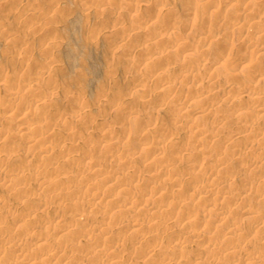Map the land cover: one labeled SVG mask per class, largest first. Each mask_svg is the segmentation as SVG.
Wrapping results in <instances>:
<instances>
[{"label": "rangeland", "instance_id": "374dc122", "mask_svg": "<svg viewBox=\"0 0 264 264\" xmlns=\"http://www.w3.org/2000/svg\"><path fill=\"white\" fill-rule=\"evenodd\" d=\"M204 1H209V7L214 10V5H219L220 15L202 9L203 0H0V69L9 74L6 80L0 79V98L9 99L19 91L16 105L20 103L30 108L21 122L31 128L29 136H43L47 145L64 141L52 159L40 156L42 139L30 146L25 143L28 147L24 156L17 149L26 137H14L19 118L7 116L0 122V137H3L0 160L7 162L5 169L0 165L3 179L0 178V229L4 228L0 230L3 234L0 236L9 239L0 244L3 251L1 264H21L20 254L38 256L40 251L35 248L40 239L38 227L46 225L52 218L60 219L55 222L54 230L64 229L66 233L57 235L50 231L43 235V244L80 255L84 258L80 264H110L109 259L114 254L123 257V264H164L168 259L169 264L172 259L178 261L177 264H194V258L199 255L211 264H230L228 248L234 246L243 248L244 252L252 251L251 255L264 264V224L257 229V219L253 216L255 212L264 214V205L255 202L264 191V172L245 170L251 163L264 162L261 123L264 117L253 115L256 112L249 113V109L259 104L261 100L258 99L264 96V78H256L252 83V95L245 98L239 99L233 89L227 97L214 92L216 87L251 82L248 68L231 70L226 64H215L218 61H215L214 51L220 46L217 42L232 43L235 48L248 42L254 53L258 51L252 56L253 63H259L264 70V33L241 35L233 31L230 23L232 15L248 13L252 16L247 25L250 30L264 29V0ZM133 4L138 8L131 9ZM193 11L199 14L197 22L187 32L183 31L181 25ZM207 25H211L216 33L208 37L203 34ZM198 36L203 39L196 42ZM170 41L174 43L168 48L166 45ZM182 41H193L195 49L184 51ZM202 51L209 53L202 55ZM240 55L248 56L249 52L241 50ZM135 59H142L145 64L133 69ZM155 64H158L157 70L152 75L150 71ZM232 73L236 75L230 78ZM137 77L138 81L135 80ZM159 82L174 92L160 94ZM102 91L107 95H100ZM78 96L81 102L75 101ZM192 97L190 103L188 99ZM36 99L42 102L33 106ZM197 106L204 111L202 116L194 114L193 108ZM221 115L224 118L222 127L210 126L213 118ZM251 119L259 120L258 124H261L257 135L230 139L236 136L237 128L241 129ZM140 126H148V142H164L160 161L148 158L144 151L135 150ZM114 130L125 132L127 137L112 135ZM196 131H202L204 138L195 141ZM113 145L119 149V154L106 152V148ZM86 153L95 161L112 164L118 172L113 175L126 183L137 171L149 176L160 169L183 179L202 173L195 193L178 187L183 189L180 193L182 190L178 191L163 179L167 176L145 182L150 185L127 188L137 197L146 198L150 196L152 185L162 188L163 195L153 203L163 212L171 201L180 203L192 217L207 215L214 218L217 212L223 211L227 222L234 224L235 230L246 237L224 235L221 226L200 229L197 225L185 224L178 217L173 221L172 229L166 230L168 233L162 228L152 232L150 224L157 220V211L140 204L123 209V187L114 190L116 186H108L106 181L109 179L105 178L112 173L106 172L102 176L103 172L85 165L82 157ZM118 162L126 165L118 167ZM199 164L204 168L219 166L220 172L208 179V175L198 168ZM15 170L23 171V178L14 180ZM230 178L236 182L230 183ZM37 180L43 183L47 180L46 189L37 192ZM3 183L8 186L5 184L4 187ZM94 184L101 188L98 190L103 200L89 206ZM25 188L37 192L36 197H31L30 190L27 192ZM197 193L203 198L198 200V195L193 196ZM79 213L82 216L74 219ZM134 222L141 223V227L134 229L131 226ZM88 225L93 244L83 236L84 231L89 230ZM148 235L154 236L153 239ZM167 236L178 243L173 247L168 245ZM204 237L219 244L206 248L200 241ZM155 242L159 245L156 254L144 256L142 249L154 247ZM12 244H17L14 245L17 249H13ZM93 248H96L94 254Z\"/></svg>", "mask_w": 264, "mask_h": 264}, {"label": "bare ground", "instance_id": "6f19581e", "mask_svg": "<svg viewBox=\"0 0 264 264\" xmlns=\"http://www.w3.org/2000/svg\"><path fill=\"white\" fill-rule=\"evenodd\" d=\"M242 1H247V0H242ZM6 3H4V5H5ZM211 5V3L209 2V1H204L203 0V2H202V9H204L205 11H207V10H211L212 12H216V14L219 16L220 15V11H221V8L219 7V5H217V4H215L214 5V8H215V10L213 9V8H211V7H209ZM197 7V6H196ZM130 8L131 9H136V8H138V6L136 5V4H133V5H130ZM196 9V8H195ZM195 11V10H194ZM190 12V14H189V19L187 20V22H185V23H183L182 25H181V29L183 30V31H186L187 32V30L192 26L193 27V25L194 24H196V22H197V16L199 15L197 12ZM198 11V10H197ZM263 14V13H262ZM206 17V16H205ZM207 20V19H206ZM230 20H231V28L233 29V31H236L238 34H241V35H246L247 33L248 34H258V33H260V32H262V33H264V29H261V30H259V31H255V30H250V28L247 26L248 25V23L250 22V21H252V16L250 15V14H248V13H237V14H235L234 16L232 15V17L230 18ZM204 23V22H203ZM203 23H201V25L203 24ZM210 24V23H209ZM214 25V24H213ZM199 26V25H198ZM201 27V26H200ZM202 27H201V34H202ZM229 29V28H228ZM190 30V29H189ZM203 31H205V32H203V34H206L207 35V37L208 36H210L212 33H214L216 30H214L213 29V27H211V25H207V26H205V28L203 29ZM216 33V32H215ZM199 35H200V33H199ZM203 39V37L202 36H198L197 37V39L195 40L196 42H199V41H201ZM208 39V38H207ZM230 39H231V37H230ZM209 41H210V37H209ZM174 42H168L167 43V45H166V47H168V48H171L172 47V44H173ZM176 44V43H175ZM217 44H220V46H218L216 49H215V51H214V56H215V61H218L217 63L215 62V64L217 65V64H226L227 66H228V68L229 69H231V70H236V69H240V68H243V67H245V68H248V70L250 71L249 73H248V76L251 78V82L250 83H247V84H230V86H228V87H226V88H221V87H216L215 89V93L217 94V95H219V96H223V97H227L228 95H229V93H230V89H233V91L235 92V95H238V98L239 99H241V98H245V97H248L251 93H252V89H253V85H252V83H254V82H256V78L257 79H261V77H263L264 78V70H262L261 69V67H260V65H259V63L258 64H256V62L255 63H253V59H252V56L253 55H255V54H257V52L258 51H256L255 53H254V51L252 50L253 48H252V45H250V44H248V42H242V45H240V47L239 48H241V50H243V51H247V52H249V55L248 56H241L240 55V51L241 50H239V48H235V46L232 44V43H230V44H224V42L222 43L221 41L220 42H217ZM181 46H183L184 48H185V50L184 51H186V52H190V51H192V50H194L195 49V45H194V43H193V41L191 42V41H182V45ZM252 48V49H251ZM238 49V50H237ZM261 50V49H260ZM183 51V52H184ZM203 52V51H202ZM207 53H209L208 51L207 52H203V54L202 55H206ZM162 58V57H161ZM165 59H166V56H165V58H162L161 60H162V63H163V61H165ZM143 64H145V61H143L142 59H135V60H133V62H132V68L133 69H138L140 66H142ZM214 65V64H213ZM24 66V65H23ZM157 66H158V64L156 65H153L152 66V71H150V74L152 73V75L155 73V69L157 70ZM195 68H196V66H195ZM194 70H196V69H194ZM194 70H190V72H194ZM44 71V70H43ZM42 75H44L45 74V72H42L41 73ZM235 75L236 74H229V76H230V78H233V77H235ZM9 77V74L6 72V71H4V70H1L0 69V79H5L6 80V78H8ZM156 79H158V78H156ZM135 80L136 81H138L139 79H138V77L137 78H135ZM160 80V79H159ZM161 80H162V77H161ZM161 82V81H160ZM159 82V83H160ZM167 83V82H166ZM168 84V83H167ZM219 86V85H218ZM224 87V86H223ZM158 90H160L161 92H160V94H170V93H172V91H170L171 89H170V87H167L166 86V84L165 83H160V84H158ZM254 90V89H253ZM21 91V90H20ZM170 91V92H169ZM213 91V90H212ZM174 92V91H173ZM18 93H19V91H18ZM18 93H16L15 92V94L16 95H14V96H12L11 98H9V99H6V98H3V99H1L0 100V110L2 111V112H0V122L3 120H5V119H7V116L8 117H11L12 115H14L15 117H18L19 119V124L17 125V133L14 135V137H19V136H24V137H26L25 138V142L21 145V147L20 148H18L17 149V151L18 152H20V154L21 155H24V156H26L27 155V153H25V149H27V147H26V144L27 145H34L35 143H37L40 139H42V137H40V138H38L37 136L36 137H30L29 135L31 134V128L27 125V124H25V123H21L22 121H23V115H25V113H28L29 111H30V108L29 107H23V106H21V104L19 103V104H17L16 105V103H17V101H19V96H17V94ZM100 95H102L103 97L104 96H106L107 95V92L106 91H102L101 93H100ZM215 95V94H214ZM213 95V96H214ZM252 95V94H251ZM210 97V96H209ZM208 98V97H207ZM189 100V102L191 103V100H193V97H192V99L190 98V99H188ZM258 100H261L260 101V103L259 104H257L254 108L253 107H251L250 109H249V107H247V109H249L250 111H249V113L251 114V112H256L255 114H253V115H255V116H261V117H264V96H262V97H260V99H258ZM75 101H77V102H81L82 101V99H81V97L80 96H78V97H76V99H75ZM256 101V100H255ZM42 101H41V99H36V100H34V104H33V106L35 105V106H37L39 103H41ZM258 102V101H257ZM256 103V102H255ZM192 105V104H191ZM194 105V104H193ZM20 110V111H18V110ZM246 109V110H247ZM193 110H195L194 111V114L196 115V116H202L203 115V113H204V111L202 110V109H200V107H194L193 108ZM22 111V112H21ZM18 114H21L22 116H18ZM249 114V115H250ZM74 117H75V114H74ZM73 117V118H74ZM77 117V116H76ZM213 123H212V125H210V126H214V128H216V129H219V128H221L222 127V125H223V123H224V118H223V116L221 115L219 118H213ZM259 121V120H258ZM258 121H256V120H254V119H251V120H249L248 122H247V124L246 125H243V127L241 128V129H236V132H235V135L236 136H234V137H232V138H230V139H245V138H247L248 136H254L255 134H256V132L258 131V129L260 128V123L258 124ZM261 123H263V128H264V118L262 119V122ZM140 129H139V131L137 132V138H136V142H135V150L136 151H138V152H142V151H144L145 153H146V155L148 156V158H155V159H157V160H159L160 161V159H161V157L163 156V154H164V151H163V146H164V142H162V141H157V142H148L147 141V129H148V126L147 127H139ZM34 131V130H33ZM115 131V130H114ZM112 132L111 134L112 135H118V136H122V137H124L125 135H126V133L125 132H121V131H118V132ZM33 133V132H32ZM203 132L202 131H196L195 132V134H194V138L196 139L195 141H197V140H200V139H202V138H204V136H203ZM257 135V134H256ZM2 136V135H1ZM5 137V136H4ZM125 137H127V136H125ZM206 137H208V136H206ZM8 138V137H7ZM9 138H10V136H9ZM1 139H3V137H0V140ZM6 140H8L9 141V139H6ZM42 141V142H41ZM1 142H2V140H1ZM20 142V141H19ZM40 144L41 145H43V148H41L40 149V156H45V157H47L48 159H52V158H54L53 156L55 155V153L57 152V151H60L61 150V144H62V142H64V141H55L52 145H47V143H45V139H42V140H40ZM26 143V144H25ZM224 143V142H223ZM50 144V143H49ZM20 146V145H19ZM221 147V146H220ZM97 148V147H96ZM114 149V150H112V149ZM111 148H106V152L108 151V152H110V153H112V152H114L115 154H119L118 152H120L119 151V149L117 150V148H116V146L115 145H113ZM60 149V150H59ZM241 152H242V154H243V152L245 151V149L243 148V149H241L240 150ZM68 155V154H67ZM84 155V154H83ZM56 156V155H55ZM68 156H70V155H68ZM62 157V156H61ZM66 157V156H65ZM64 157V158H65ZM70 157H72V156H70ZM82 157V156H81ZM21 158V157H20ZM58 158H59V156H58ZM47 159V160H48ZM68 159V158H67ZM55 160V159H54ZM62 160V159H61ZM71 160V159H70ZM9 161V160H8ZM60 161V160H59ZM82 161L83 162H85V165L86 164H88V165H91V167H92V170H93V168H94V171H101V172H103V174H100V175H104V173H106V172H109V173H112V176H106L105 178H106V180L107 179H109L108 181H106V183H109L108 184V186H111V187H113V186H116V188L114 189V190H117V188H122L124 191H122L123 193L122 194H124V200L122 201L123 202V204L121 205L122 206V208L123 209H125V210H128V209H131V208H133V206H135V205H138V204H140V205H143L144 207L145 206H148L149 207V209H151L152 211H157L156 213H158V215L156 216V218L155 219H157L155 222H151V224H150V226L152 227V229H151V231L153 232V231H159L160 230V228H162L161 230H164V231H168V230H171L172 229V225H173V221L178 217V218H180L185 224H187V225H192V224H194V225H197L196 227H198V228H200V229H204V228H206V227H213V228H215V227H218V226H221V227H224V231H223V234L224 235H228L229 237H234V236H230L231 234H234L235 236H238V238H240V237H246V235L244 234V233H239V231H236L235 230V226H234V224H231V223H228L227 222V215L223 212V211H220V212H217V216L216 217H214V218H209L207 215H203V216H199V217H196V216H190L185 210H184V208H183V206L180 204V203H178V202H176V201H171L170 203H169V205H168V208L166 209V210H164V212H163V210L162 211H160V210H158V208L154 205V203H153V201H154V199H156V198H158V197H160V196H162L163 195V189L161 188V190L158 188V187H155V186H151L150 187V196L149 197H137V195L135 194V193H130V191H129V188H127V186L128 187H134V186H137V185H141V184H144V185H150V184H145V182H149V181H151V180H153V179H155V178H159V177H163V176H167V177H164L163 179H165V181L166 182H169V183H171L172 185H173V187H179V188H181V187H185V189L187 190H190L191 192H196L195 191V189L196 188H198L199 187V185H200V183L199 184H197V182H198V180L199 179H201V174H196V173H194V174H192V175H190V176H188V177H185V179H183V178H179V177H176L174 174H172L171 172H168V173H165V172H163V171H161L160 169H158V170H155V172L154 173H152V174H150L149 176H145V174L143 173V172H139V171H137V172H135L134 174H133V176H132V178H131V180L128 182V183H126L124 180H122V181H120V178H118V177H115L114 175H116V173H118L117 171H115L114 170V167H113V165L112 164H110V163H107V162H98L97 160L95 161V159L93 160V157L91 156V155H88L87 153H86V155L85 156H83L82 157ZM61 162V161H60ZM60 162H58V163H60ZM9 163H10V161H9ZM43 163V162H42ZM54 163V162H53ZM62 163H65V162H62ZM56 164V163H55ZM118 164V167H123V166H125L126 165V163L125 162H118L117 163ZM0 165L2 166V167H4V169H5V166L4 165H7V162L5 161V160H0ZM57 165V164H56ZM59 165V164H58ZM61 165V164H60ZM1 167V168H2ZM60 167V166H59ZM63 168V167H62ZM198 168H201V171H203V172H205L206 174H205V176H207L208 175V179H213L212 177H214V176H216V175H218L219 174V172H220V167L219 166H213L212 168H210V167H208V168H204V165L203 164H199L198 165ZM57 169H58V167H57ZM21 170V169H20ZM245 170H247V171H250V172H264V162L262 163V164H256V163H251V164H249V165H247L246 167H245ZM65 171V170H64ZM67 171V170H66ZM200 171V172H201ZM22 172L23 171H19L18 170V172H17V170H15V172L13 173V175H12V178L15 180V179H21V177L23 178V176H22ZM12 173V172H11ZM71 173V172H70ZM61 174H62V172H61ZM114 174V175H113ZM66 175V174H65ZM71 175V174H70ZM2 176V175H1ZM57 176V175H56ZM62 176V175H61ZM89 176V175H88ZM87 176V177H88ZM97 176V175H96ZM98 176H99V174H98ZM65 177H67V176H65ZM64 177V178H65ZM69 177V176H68ZM86 177V176H85ZM90 177V176H89ZM88 177V178H89ZM1 178V181L3 180L2 179V177H0ZM60 178V177H59ZM58 178V179H59ZM62 178V177H61ZM71 178V177H70ZM104 178V179H105ZM202 178H203V174H202ZM10 179V178H9ZM82 179H84V178H82ZM103 179V180H104ZM7 181H8V179H6ZM38 180H40V179H38ZM38 180H37V182H38ZM50 180V179H49ZM48 180V181H49ZM65 180V179H64ZM10 181H11V179H10ZM33 181H35V180H33ZM45 181V180H44ZM52 181V180H51ZM71 181V180H70ZM4 182V181H3ZM36 182V183H37ZM47 182V180L45 181V183ZM57 182V184L59 183V182H62V180L60 181L59 180V182L58 181H56ZM229 182L230 183H232V182H236V181H234L233 180V178H230L229 179ZM45 183H43V182H38L37 184H36V187H35V189H36V191L38 192V191H40V190H42V189H44L45 187H46V184ZM49 183V182H48ZM66 183V182H65ZM64 183V184H65ZM4 184V183H3ZM6 184V183H5ZM4 184V185H5ZM60 184V183H59ZM7 185V184H6ZM6 185L4 186V187H6ZM11 185V184H10ZM9 185V186H10ZM50 185V184H49ZM185 185V186H184ZM8 186V185H7ZM60 186V185H59ZM126 186V187H125ZM192 186V188H190ZM28 187H30V186H28ZM65 187V186H64ZM92 187L93 188H91V193H90V199H91V201H90V199H89V201H90V204L88 203V205L90 206L91 204L92 205H94V204H96V203H98V202H100V201H102L103 200V195L99 192V190L101 189V188H99V186H97V184H94V185H92ZM31 188V187H30ZM67 188V187H66ZM66 188H65V190H66ZM71 188V187H70ZM69 188V189H70ZM98 188H99V190H98ZM125 188V189H124ZM178 188V191H181L180 193H183V189H179ZM21 189V188H20ZM46 189V188H45ZM68 189V190H69ZM71 189H73V188H71ZM24 190H26L27 192L30 190V192L28 193V194H31V197H33V196H35V194H37V192H35V191H32L31 189H28V188H25ZM45 191V190H44ZM55 191V190H54ZM197 191H198V189H197ZM17 192H19V190H17ZM27 192H25V193H27ZM70 192H72V190L70 191ZM73 192H74V190H73ZM72 192V193H73ZM244 192H246V191H244ZM21 193V192H20ZM41 194V193H40ZM54 195H56V194H54ZM67 195H69V194H67ZM196 196V195H198L197 196V199L198 200H200V198L202 197L203 198V195L201 196V194H199V193H197V194H193V196ZM38 196V195H37ZM57 196H58V194H57ZM57 196H56V198H57ZM62 195H60V197H61ZM36 197V196H35ZM34 197V198H35ZM201 201H203V200H201ZM255 202L257 203V204H260V205H264V191L261 193V194H259V196H258V198L255 200ZM22 203H24V202H22ZM27 204H29V203H27ZM24 205V204H23ZM26 205V204H25ZM82 205V204H81ZM88 205H87V207H88ZM45 206V205H44ZM44 206H42V207H44ZM92 207V206H91ZM49 208V207H48ZM85 208H86V206H85ZM46 209V208H45ZM111 209V208H110ZM114 209H116V208H114ZM54 210V209H53ZM45 211H47V210H45ZM49 211V210H48ZM56 212V211H55ZM150 213H152L151 211H150ZM13 214V213H12ZM16 214V213H15ZM55 214V213H54ZM82 213H79V214H77V216H76V214L74 215V219H75V217L76 218H78V217H80V216H82L81 215ZM153 214V213H152ZM55 215H57V214H55ZM58 216H60V215H58ZM57 216V217H58ZM105 216V215H104ZM256 219H257V221H256V225H255V227L257 228V229H259L260 227H262L263 226V222H264V214H262V213H257V212H255V214L253 215ZM12 217H14V215L12 216ZM55 218V217H54ZM20 219L22 220V218L20 217ZM24 219H27V218H23V220ZM82 219H83V217H82ZM3 220H5V219H3ZM15 220V219H14ZM19 220V219H18ZM28 220V219H27ZM30 220V219H29ZM57 218H55V219H53L52 218V221H48V223H46V225H43V226H40V227H38V232H39V235H40V239H38V241H37V244L35 245V248H37V249H39V253H38V256H36V257H34L33 256V254H31V256H25V255H23V254H20V256L19 257H21L22 256V258L20 259V262H21V264H33V263H37V262H39L38 264H44V263H46V264H50V263H53V264H80L83 260H84V258L82 259V257L80 256V255H78V254H74V253H72L71 251L70 252H66L65 250L63 251L62 249H60L59 247H50V246H48V245H45V244H43V242H42V239H43V235H45V234H48L50 231H55V233L57 234V233H60L59 235H61V233H63V234H65L66 233V230H64V229H58L57 231H56V229L54 230V224H55V222H57ZM60 220V219H59ZM58 220V221H59ZM16 221V220H15ZM5 223V222H4ZM27 223H29V222H27ZM2 225V224H1ZM16 225V224H15ZM26 226H28V224L26 225ZM38 226V225H37ZM89 226V225H88ZM134 229H139L140 227H141V223H137V222H134V224L133 225H131ZM4 227V226H3ZM7 226H5V228H6ZM131 227V228H132ZM91 227L89 226V230H85L84 231V233H83V236H84V238L86 239V241L90 244L91 242H92V238H91V235H92V233L90 232V229ZM93 228V227H92ZM1 229H4V228H1ZM0 229V230H1ZM25 229V227L23 228V230ZM35 229V228H34ZM66 229V228H65ZM68 229V228H67ZM86 229H88V228H86ZM33 230V229H32ZM160 230V231H161ZM72 231V230H71ZM70 231V232H71ZM166 231V232H167ZM68 232V231H67ZM73 232V231H72ZM71 232V233H72ZM30 233H32V232H30ZM29 233V234H30ZM54 233V234H55ZM70 233V234H71ZM168 233V232H167ZM0 234H2V233H0ZM55 234V235H56ZM62 234V235H63ZM70 234H67V236L68 235H70ZM162 234V233H161ZM166 234V233H165ZM3 235V234H2ZM37 235H38V233H37ZM58 235V234H57ZM158 235H160V234H158ZM163 235V234H162ZM64 236V235H63ZM73 237H75L74 235H72ZM149 236V235H148ZM152 235H150L149 237L151 238V239H153V237H151ZM194 236L195 237H199L198 235H195L194 234ZM59 238H61V237H59ZM145 238H147V237H145ZM163 239V238H162ZM165 239H166V242H167V244L168 245H170V246H172L173 247V245H176L177 243H178V241L177 240H175V239H171L169 236H167V237H165ZM7 240H9V239H7ZM6 239H4L3 237H1L0 236V244H5V243H7L8 241H7ZM47 240V239H46ZM144 240V239H143ZM165 241V240H164ZM200 241L203 243V245H204V247H206V248H209V247H211V248H213V247H215V246H217L219 243H217L218 241H214V240H211V239H209V238H207V237H204V238H202V239H200ZM225 242H227L226 240H224ZM55 243V242H54ZM57 243V242H56ZM153 243V242H152ZM158 242H155V245H154V247H152V248H146V250H143L142 249V253H144V256H147V257H150V256H152L155 252H156V249H157V246H159L158 244H157ZM59 244H60V242H59ZM91 244H93V242L91 243ZM160 244V243H159ZM14 245H17V244H14ZM13 244H12V246L14 247L13 249H17V246H14ZM21 245V244H20ZM20 245H19V248H20ZM49 245H50V243H49ZM8 246V245H7ZM59 246H61V245H59ZM34 247V246H33ZM99 247V246H98ZM101 247V246H100ZM150 247V246H149ZM10 248V247H9ZM141 248V247H140ZM94 249H96V248H93V250H92V253L94 254ZM90 251V250H89ZM88 251V252H89ZM21 252V251H20ZM19 252V250H18V253H20ZM76 252V251H75ZM26 253V252H25ZM36 253H37V251H36ZM16 254V253H15ZM91 254V253H90ZM156 254V253H155ZM252 254V251L251 252H244V250H243V248H241V247H239V246H234V247H230V248H228V254H227V259H229V262H230V264H260L258 261H259V259H258V257L257 256H254V255H251ZM86 255V254H85ZM97 255V254H96ZM123 255V254H122ZM246 255V256H245ZM13 256V255H12ZM3 251H1V249H0V264H1V262H3ZM6 257V256H5ZM11 257V256H10ZM95 257H97V256H95ZM7 258V257H6ZM86 258V257H85ZM180 258H182V257H180ZM91 259V258H90ZM94 259V258H93ZM122 259H123V257L120 255H118V254H114V256L111 258V259H109V263L110 264H123L122 263ZM169 260V259H168ZM167 260V262H164V264H169L170 262V260L168 261ZM91 261H93V260H91ZM124 261H126L125 259H124ZM166 261V260H165ZM172 261V263H178V261H176L175 259H172L171 260ZM194 264H211V261L209 260V261H207V259H205L203 256H196L195 258H194ZM90 263V262H89ZM127 263H129V262H127ZM157 264H159L158 262H156ZM171 263V264H172ZM97 264H99V262L97 263ZM100 264H103V262H100ZM131 264H133V263H131Z\"/></svg>", "mask_w": 264, "mask_h": 264}]
</instances>
